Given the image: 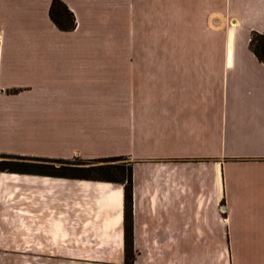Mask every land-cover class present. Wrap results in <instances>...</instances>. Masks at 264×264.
I'll return each instance as SVG.
<instances>
[{
  "label": "crops",
  "instance_id": "obj_1",
  "mask_svg": "<svg viewBox=\"0 0 264 264\" xmlns=\"http://www.w3.org/2000/svg\"><path fill=\"white\" fill-rule=\"evenodd\" d=\"M0 0V154L122 157L132 264H264V0ZM124 186L0 172V264H124Z\"/></svg>",
  "mask_w": 264,
  "mask_h": 264
},
{
  "label": "trees",
  "instance_id": "obj_2",
  "mask_svg": "<svg viewBox=\"0 0 264 264\" xmlns=\"http://www.w3.org/2000/svg\"><path fill=\"white\" fill-rule=\"evenodd\" d=\"M48 17L62 32L75 28L72 13L60 0H51ZM249 50L264 65V35L251 33ZM125 159L111 157L96 160H54L0 154V172L34 174L123 184L124 186V264L133 263L131 219V166L118 164Z\"/></svg>",
  "mask_w": 264,
  "mask_h": 264
},
{
  "label": "rangeland",
  "instance_id": "obj_3",
  "mask_svg": "<svg viewBox=\"0 0 264 264\" xmlns=\"http://www.w3.org/2000/svg\"><path fill=\"white\" fill-rule=\"evenodd\" d=\"M118 164H122V163H127L125 160L124 161H122V162H117Z\"/></svg>",
  "mask_w": 264,
  "mask_h": 264
}]
</instances>
